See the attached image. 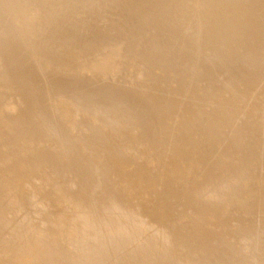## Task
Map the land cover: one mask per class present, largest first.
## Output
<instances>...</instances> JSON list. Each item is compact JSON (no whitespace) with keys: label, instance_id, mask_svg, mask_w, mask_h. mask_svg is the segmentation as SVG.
<instances>
[{"label":"bare ground","instance_id":"1","mask_svg":"<svg viewBox=\"0 0 264 264\" xmlns=\"http://www.w3.org/2000/svg\"><path fill=\"white\" fill-rule=\"evenodd\" d=\"M0 264H264V0H0Z\"/></svg>","mask_w":264,"mask_h":264},{"label":"rangeland","instance_id":"2","mask_svg":"<svg viewBox=\"0 0 264 264\" xmlns=\"http://www.w3.org/2000/svg\"><path fill=\"white\" fill-rule=\"evenodd\" d=\"M82 25H83V23L81 24V26H82ZM166 60H168V59H165V61H159V62L157 61L156 65H150V69L153 70L154 67H158V64H160V66L165 65ZM183 60H184L183 58H180V59H178L177 63L180 65V64L184 63ZM160 66H159V67H160ZM198 77H201V76H198Z\"/></svg>","mask_w":264,"mask_h":264}]
</instances>
